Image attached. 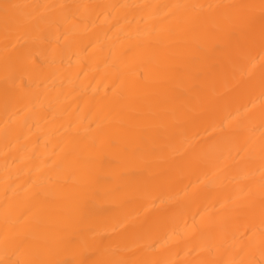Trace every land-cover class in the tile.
<instances>
[{"label":"bare ground","instance_id":"obj_1","mask_svg":"<svg viewBox=\"0 0 264 264\" xmlns=\"http://www.w3.org/2000/svg\"><path fill=\"white\" fill-rule=\"evenodd\" d=\"M0 264H264V0H0Z\"/></svg>","mask_w":264,"mask_h":264}]
</instances>
